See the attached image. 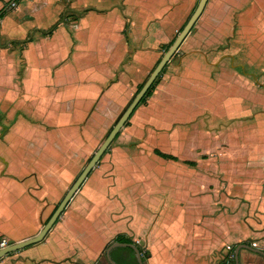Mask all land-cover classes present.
<instances>
[{
  "label": "crops",
  "instance_id": "obj_1",
  "mask_svg": "<svg viewBox=\"0 0 264 264\" xmlns=\"http://www.w3.org/2000/svg\"><path fill=\"white\" fill-rule=\"evenodd\" d=\"M197 1L122 0L117 7L108 0H0V10L11 5L0 17V239L17 242L41 229L158 61L166 48L159 45L168 46ZM134 14L145 22L143 38H156L147 47L133 43L143 40ZM255 45L264 47V0H207L152 93L44 238L0 264H110L105 249L119 233L147 252L144 264H226L201 239L215 233L210 220L175 250L165 219L176 211L186 224L212 216L201 203L202 183L211 180L202 150L216 148L219 125L264 105L248 68ZM211 134L216 145L199 143ZM177 198L190 203L191 213L170 208ZM259 210L264 219V206ZM261 229L264 223L255 231ZM248 237L264 249V231ZM121 253L136 259L127 247L110 250L116 263L136 264L120 261Z\"/></svg>",
  "mask_w": 264,
  "mask_h": 264
},
{
  "label": "rangeland",
  "instance_id": "obj_2",
  "mask_svg": "<svg viewBox=\"0 0 264 264\" xmlns=\"http://www.w3.org/2000/svg\"><path fill=\"white\" fill-rule=\"evenodd\" d=\"M108 1L111 5H116L117 7L122 2V0ZM194 7L191 8L188 16ZM133 18L135 19L136 33L143 39L140 41L137 38H133V43L137 46L144 47L155 41L156 38L152 37L151 34L143 38L145 34V22L140 19V15H137L136 18L134 14ZM176 34L177 31H175L174 36ZM173 39H169L168 46ZM162 44L159 45L160 49H164V46L167 47L166 44ZM262 47V45H255L253 49L256 51V54L248 49L250 58L248 68L250 73L255 72L257 74L253 75L255 78L251 76V79L254 80L256 85L261 87L260 93L264 95V54L262 53L264 47ZM244 49L242 47L236 59L241 60ZM165 50L159 53V58ZM144 80L145 77L141 82ZM220 133V142L217 145L212 143L214 137L212 134L201 135L199 142L204 146L216 145L214 149L202 150V153H205V157L207 158L205 161L207 162L206 165H208V167L203 168L205 170L204 174L210 176L211 180L202 183L200 190L201 203L202 207L210 206L214 211L211 214L212 216L209 217L208 215L202 214L201 218H199L202 221L200 224L199 222L186 224L178 216V211H176L174 214H171V219L166 217L165 222H168V224L171 222L170 228L172 230L168 233L169 241L171 240L176 246L175 250H178L177 243L179 241L186 238H198V230L200 228L204 230V226H208V220H210L211 230L214 231L215 228V233L212 235V238L201 237V239L210 241L209 243H204L206 244L205 248L215 253V260L219 261L222 255L228 260L226 264H233L231 261L233 253L231 252L234 251L236 243L246 239L247 236L257 237L264 231L263 229L258 232L255 231L256 228H262L264 223V219L261 216L262 213L259 210L260 206H264L261 194L264 190V159L259 156L260 153H264V105L257 107L254 105L247 116L235 117L226 123V125H219L215 130V134ZM203 170L201 169V171ZM258 191L261 192L259 196ZM177 199L170 203V208L171 205H174L176 209L179 208L180 210L187 208L191 213L192 206L190 203L187 200ZM193 219H198V216H192L191 214L189 220ZM184 228L187 234H184ZM161 232L160 227L154 231L157 240H160L159 235L162 234ZM225 238L227 239L225 245H221ZM253 240L255 241V239ZM253 244L257 246L259 243L255 244L253 242ZM141 253L144 256L147 255L145 250L141 251ZM240 253V264H264V257L253 254L247 249H241L239 251Z\"/></svg>",
  "mask_w": 264,
  "mask_h": 264
},
{
  "label": "water",
  "instance_id": "obj_3",
  "mask_svg": "<svg viewBox=\"0 0 264 264\" xmlns=\"http://www.w3.org/2000/svg\"><path fill=\"white\" fill-rule=\"evenodd\" d=\"M207 0H198L196 3V6L178 31L177 35L172 40L171 44L168 46V48L164 51L162 56L158 59L156 64L153 66L145 80L142 82L140 88L135 92V94L132 96L131 100L128 102L126 107L121 112L120 116L117 118V120L114 122V124L111 126L109 131L107 132L106 136L104 137L103 141L99 144V146L96 148V150L91 154L79 174L76 176L72 184L69 186L65 194L62 196V198L59 200V202L56 204L48 218L43 223L41 229L32 237L26 238L21 241L17 242H11L7 245L0 247V258L10 252L16 251L18 249H21L23 247H26L28 245L37 243L41 241L44 236L47 234V232L50 230V228L53 226V224L56 222L60 214L63 212L64 208L74 195V193L77 191V189L80 187V185L83 183L85 178L88 176V174L91 172L93 167L98 163L100 158L103 156L105 152L109 149L111 146V143L117 133L120 131L121 127L124 125V123L130 118L132 112L136 108V106L139 104L141 98L145 95L151 84L154 82L156 77L159 75L163 67L166 65V63L169 61L173 53L176 51V49L181 44L182 40L185 38V36L190 32L192 26L198 19V17L201 15L205 4ZM78 13H81L82 11H76ZM33 31L31 32L32 35ZM247 242H239L235 245L234 251H233V258L235 264L239 263V250L241 248H247L249 250L258 252L262 255H264V249L258 248L257 246L252 245L253 239L248 237L245 239ZM250 242V243H248ZM113 246H124L128 247L129 249L133 250L136 256V260L138 264H144L141 258L140 251L138 249V246L135 242H121L118 240H115L111 242L105 249V256L110 262V264H118L116 263L111 255L110 250Z\"/></svg>",
  "mask_w": 264,
  "mask_h": 264
},
{
  "label": "trees",
  "instance_id": "obj_4",
  "mask_svg": "<svg viewBox=\"0 0 264 264\" xmlns=\"http://www.w3.org/2000/svg\"><path fill=\"white\" fill-rule=\"evenodd\" d=\"M14 2H16V1H18V0H13ZM13 2V3H14ZM11 6V5H10ZM10 6L9 5H6V6H4L3 7V9H1L0 10V17L2 16V15H4L8 10H10L11 8H10ZM168 47V46H167ZM167 47L165 48V49H167ZM164 68V67H163ZM163 70V69H162ZM159 76V75H158ZM158 76L156 77V79L154 80V82L151 84V86L149 87V89L147 90V92L145 93V95L141 98V100H140V102H143L145 99H146V97L147 96H149L151 93H152V90L154 89V86H155V83H156V81H157V79H158ZM140 86H141V84H139L138 85V89L140 88ZM137 89V90H138ZM139 102V103H140ZM127 122V121H126ZM125 122V123H126ZM124 123V124H125ZM117 135H118V133H117ZM116 135V136H117ZM116 136H115V138H116ZM161 155H163V156H167V155H165V154H161ZM115 240H118V241H121V242H127V241H130V239L125 235V234H123V233H119V234H117L116 236H115ZM136 244H137V246H138V249H139V251L141 252V249H142V247L136 242ZM128 248V247H127ZM129 249V248H128ZM232 249V248H231ZM131 250V249H130ZM131 251H133V250H131ZM231 253H233V252H231ZM118 258H119V260L120 261H129V262H131V260L132 261H135L136 262V259H135V257H134V255L133 254H130V255H126L125 253H121V254H119L118 255ZM141 258H142V261H143V258H145V256L142 254L141 255ZM231 261L233 262V264H234V260H233V258L231 259ZM136 264H138L137 262H136Z\"/></svg>",
  "mask_w": 264,
  "mask_h": 264
},
{
  "label": "built area",
  "instance_id": "obj_5",
  "mask_svg": "<svg viewBox=\"0 0 264 264\" xmlns=\"http://www.w3.org/2000/svg\"><path fill=\"white\" fill-rule=\"evenodd\" d=\"M8 243H7V241H6V239L5 238H1L0 239V247H3V246H5V245H7Z\"/></svg>",
  "mask_w": 264,
  "mask_h": 264
}]
</instances>
